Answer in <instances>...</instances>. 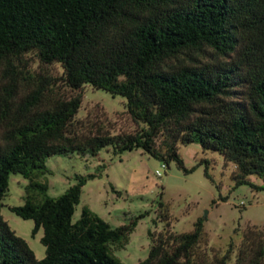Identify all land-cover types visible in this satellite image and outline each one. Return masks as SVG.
Listing matches in <instances>:
<instances>
[{
    "label": "trees",
    "instance_id": "16d2710c",
    "mask_svg": "<svg viewBox=\"0 0 264 264\" xmlns=\"http://www.w3.org/2000/svg\"><path fill=\"white\" fill-rule=\"evenodd\" d=\"M28 54L58 64L71 90L87 85L123 98L140 129L78 134L79 93L41 106L36 86L18 98L16 67ZM0 71V208L9 177L20 176L22 204L8 211L32 221V235L42 230L44 248L35 260L0 215V264H123L114 252L143 215L111 227L82 207L72 222L82 187L97 175L75 176L50 197L45 163L53 156L139 149L186 174L192 170L177 148L196 144L233 167L235 187L264 191V0H0ZM161 219L167 224L166 214ZM202 224L197 219L187 233L148 232L147 256L137 264H264L263 229L241 232L231 263V243L210 261L196 251Z\"/></svg>",
    "mask_w": 264,
    "mask_h": 264
},
{
    "label": "rangeland",
    "instance_id": "374dc122",
    "mask_svg": "<svg viewBox=\"0 0 264 264\" xmlns=\"http://www.w3.org/2000/svg\"><path fill=\"white\" fill-rule=\"evenodd\" d=\"M16 68L22 73L16 78L18 98L36 86L42 91L41 106L52 98H68L77 93L82 96L74 118V131L78 134L88 135L97 130L110 135L132 134L141 127L127 115L123 98L87 85L76 91L65 86L62 69L56 63L43 65L33 54H28ZM177 154L183 167L191 172L183 173L173 162L161 169L163 163L139 149L113 155L108 148L95 158L77 155L48 158L45 164L49 175L44 181L48 195L57 197L75 184V176L97 175L82 187L72 222L79 218L82 207H87L111 227L143 215L124 249L114 252L123 264H137L146 258L150 246L148 232L154 236L164 231L187 233L197 219L203 220L204 240L196 251L210 261L221 257L231 243L234 246L232 263L241 232L247 226L264 230V191H252L247 185L235 187L230 177L233 167L223 166L220 155L202 151L196 144L178 146ZM156 172L159 177L155 176ZM248 180L257 186L261 184L254 176ZM25 185L20 176L9 177L0 215L8 228L26 242L35 260H41L44 258V248L39 243L42 230L32 235V221L22 220L8 211L9 207L22 204ZM164 214L167 224L161 219Z\"/></svg>",
    "mask_w": 264,
    "mask_h": 264
},
{
    "label": "built area",
    "instance_id": "2783aa9c",
    "mask_svg": "<svg viewBox=\"0 0 264 264\" xmlns=\"http://www.w3.org/2000/svg\"><path fill=\"white\" fill-rule=\"evenodd\" d=\"M165 168V165L164 164H161V169H164ZM155 176L159 177V172H156L155 173Z\"/></svg>",
    "mask_w": 264,
    "mask_h": 264
}]
</instances>
